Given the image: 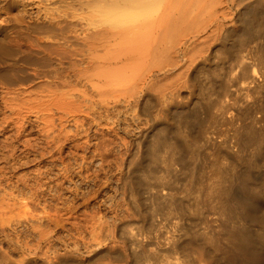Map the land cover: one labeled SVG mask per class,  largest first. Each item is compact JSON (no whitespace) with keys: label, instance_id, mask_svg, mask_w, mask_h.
Segmentation results:
<instances>
[{"label":"bare ground","instance_id":"bare-ground-1","mask_svg":"<svg viewBox=\"0 0 264 264\" xmlns=\"http://www.w3.org/2000/svg\"><path fill=\"white\" fill-rule=\"evenodd\" d=\"M212 48L232 58L236 74L224 80L216 65L208 64ZM201 71L207 73L208 97L188 105ZM231 81L238 84L232 91ZM217 90L240 96L231 101L238 106L239 123L223 115L226 104ZM214 91L217 97L212 98ZM214 102L218 112L202 117L200 111L207 112ZM32 120L39 123L48 147L66 142L84 151L93 140L87 122L103 121L114 133L139 127L129 142L139 156L132 166L121 159L118 188L136 198L150 185L147 162L167 168L179 163L187 182L177 193L189 201L178 200L162 176L154 177L151 199L168 205L167 210L173 204L180 212L189 207L201 223L179 228L176 223L178 233L169 231L165 246L152 249L139 229H124L128 236L119 233L125 220L117 213L78 214L74 202L53 204L43 216L47 229L42 233L40 220L34 222L41 215H29L35 219L33 230L46 236L48 264H61L64 258L46 231L65 223L76 234L71 247L82 264H94L100 255L119 261L102 264H264V0H0V130L13 129L14 136L3 135L0 145L7 149L23 135L22 147L28 150L33 143L26 126ZM220 121L229 127L219 129ZM204 147L209 157L201 155ZM11 152L2 157L12 161ZM105 157L101 155V169ZM80 158L78 176L89 161L85 152ZM61 172L67 179L70 168L65 164ZM37 179L29 187L33 201L44 185ZM2 182L3 220L22 202L13 196L16 183L12 194ZM57 185H64L62 179Z\"/></svg>","mask_w":264,"mask_h":264},{"label":"rangeland","instance_id":"rangeland-1","mask_svg":"<svg viewBox=\"0 0 264 264\" xmlns=\"http://www.w3.org/2000/svg\"><path fill=\"white\" fill-rule=\"evenodd\" d=\"M208 64L210 66L216 65L217 70L223 75L224 80L228 79L230 75L236 74L233 73L234 70L231 69V64H233L232 58L225 56L224 53L215 50L214 48H212L209 53ZM206 78L207 73L201 71L196 78L198 85L195 89L194 96H188V105H195L203 98L208 97ZM234 82L235 81H231V91L235 89V85H238ZM217 89L219 90V88ZM217 91H214L211 94L212 98L217 97ZM218 93L219 100H223V102L226 104V107L222 112L223 115L234 116L235 121L239 123L240 120L236 117L238 106L236 104H231V101L233 98L240 96H237L238 94L228 93L227 90H224L222 92L218 91ZM198 98L199 101L196 102ZM249 98L251 99V97ZM202 110L200 111V115L204 118H208V114L212 111L218 112L216 110L215 102L210 104L209 110L207 112ZM30 122L31 123H28V125L26 126V132L31 135L30 142L33 144H31V147L28 150H25L22 147L23 135L22 137L13 138V145H10V147L12 146L13 148H10L8 146L9 149H6V147L4 148V145H0L1 148L3 147L2 150L5 149L3 150L5 152L4 153L0 148V169H3V172L0 171V173H2L0 174V176L3 175L0 177V179L1 182L4 180L2 182L3 188L5 190L7 189L8 192L10 188L13 189L15 186H17L15 187V190L13 189L14 192L11 189V191L9 192H13L14 194L16 192V195H14L13 193L12 194L13 196H15V199L17 196L16 200L20 198L19 201L21 200L20 202H22L21 205L23 206L21 208L20 202L17 201V203L20 205L19 207L21 208L20 211H18V207L16 208L17 210H13L14 214L7 213L8 215L4 214L6 217L3 215L1 216L3 220L0 219V221H3V226H0L2 228L0 229V256L2 257H0V261L2 259L4 261L2 260L0 264H5L9 261H12L11 263L13 264L47 263V259L45 257V253L47 250L46 236L38 233V231L33 230L32 224H30V222L32 223V220L35 219L30 218L31 216L29 215H31L32 213L41 215L40 217L36 218L34 222H37L38 219L40 220L38 222L40 223V232L42 233L43 227L44 230L47 229V226L45 224L47 223L45 220L46 218L43 219V216L48 212H52V210L50 209V205L53 204H58L60 206L66 207L74 202L76 204V213L78 214L86 211L91 212L94 210H98L101 214L108 217L113 213H117L120 216L119 218H123L125 220L122 225V229H119V233L123 236H128L129 232L124 233V229L127 228L128 231H131L133 233H136L139 229L147 247L152 249L164 247L166 241L165 237L168 233H178V231L176 230V223H178L177 228H179L180 226H185L187 223L191 224L192 221H195V223H199V225H201L199 220H196L194 214L190 212L191 209L189 207L187 208L186 206H184L183 211L180 212L176 209L179 207L173 204L172 207L167 210L168 205H166L165 203H161L158 199H151V191H154L155 186H157L154 177L162 176L165 180L168 178L171 188L173 189V192H175L176 198L178 200L183 199L185 203L189 201L187 197L183 198L184 195L177 193V191L183 190V186L187 182L186 169H183L181 171L179 163H174L171 168H167L165 163L162 162H159L155 167L152 166V164L150 165V162H147L144 172L146 170L151 171V173L148 174V181H150V185L144 186V188L142 187L139 191V195L136 196V198L135 196L128 195V193L125 194L121 188H118V166L119 164L121 165V159L123 157H126L128 166H132L134 163L133 160H135L139 156L138 152L133 153L134 149H132L131 145L129 144V142L134 140L135 135L137 134L136 130H138L139 127H135V131L133 133H125L121 129H117L116 133H114L112 130L103 126V121H100L98 125L96 123L94 124L93 122H87V126L90 128L89 130L90 134L93 137V140L92 145L86 151H84L80 148L70 146L66 142L59 148L48 147L45 143L46 138L44 137V135L42 136V133H39L41 132L38 128L39 123L34 120ZM36 122L38 124H36ZM146 125L147 126L145 127L148 128V124ZM216 125L221 130H225L229 127L222 121H220ZM67 128L74 130V126L72 123H68ZM9 129L10 128L4 129L5 132L3 130H0V140H2L6 134L9 137H14L13 134L11 135L13 129H11L12 131H10ZM212 133L215 135V132ZM123 138L127 140V143L124 144V146L122 144ZM218 138L223 141L224 136L220 135ZM1 142L2 141H0V144H3V142ZM12 149H14L15 151H12ZM95 150H97L96 153ZM9 151H12V161L11 157L8 159L2 157V153L4 154V156H6L10 153ZM50 151L51 156L49 155ZM207 151L209 150L204 147L203 150H200V153L202 156L209 157V155H206ZM83 152H85L86 158L89 161L84 163L86 167L83 169V173L81 174V176H78L75 173V170L77 168V165L81 161L80 155ZM225 153L226 152H223V155ZM103 154L106 155V160L103 162V169H101L100 160L101 155ZM1 163H3V165ZM65 164L70 168L71 172H69L67 179H64V177H60L62 175V168ZM149 167L154 168L151 169ZM10 168L12 170H10ZM4 169L8 170L4 171ZM9 173H11V175H9ZM85 174L89 176V179H85ZM48 176L50 177L49 179ZM37 177L38 179L40 178L39 182L42 185L44 184V188H42V186L41 189L38 190L37 200L33 201L30 198L29 190H31L30 188H32L33 182L37 179ZM10 178L11 180H9ZM6 179L8 180V182ZM59 179H62V184H64L62 185V187H60L59 185L56 186V182H58ZM11 181H13V185L11 184ZM102 182L104 183V185L100 187L97 194H93V190L98 185H101ZM9 184L11 185V187H9ZM49 184L52 186L48 187ZM18 190L20 192H18ZM1 192H3V190H1ZM18 194L21 197H18ZM59 195H61L62 198H58ZM208 213L209 217L212 216V213ZM2 221L0 222V225ZM52 228L54 230H50ZM46 233H51L55 237L53 248L58 252H62L61 256H63L62 258H64V260L62 259L59 261L61 264H72L71 261H74L73 263L75 264H82L76 259V256L78 255L72 250L71 247V241L73 240V236H75L76 234L70 225L65 223L62 228H54V225H52L46 231ZM64 246L67 247V251L62 250V247ZM2 252H5V254L8 255L7 259L9 261L6 259V256H3ZM102 256L104 257L105 255L98 256V258L94 260V264H102L105 262L119 263V261L115 260L112 255H108L107 258H103ZM66 258L69 261H67ZM72 258H74V260H71ZM76 260L78 261V263H76ZM64 261H66V263H64Z\"/></svg>","mask_w":264,"mask_h":264}]
</instances>
